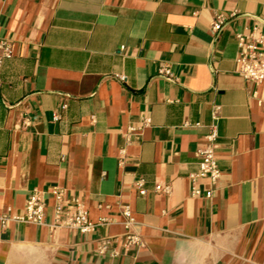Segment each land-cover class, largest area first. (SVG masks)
Instances as JSON below:
<instances>
[{
	"label": "crops",
	"instance_id": "1",
	"mask_svg": "<svg viewBox=\"0 0 264 264\" xmlns=\"http://www.w3.org/2000/svg\"><path fill=\"white\" fill-rule=\"evenodd\" d=\"M258 28L264 0H0V264H264V87L235 62ZM54 188L92 232L10 219L38 192L49 224Z\"/></svg>",
	"mask_w": 264,
	"mask_h": 264
},
{
	"label": "built area",
	"instance_id": "2",
	"mask_svg": "<svg viewBox=\"0 0 264 264\" xmlns=\"http://www.w3.org/2000/svg\"><path fill=\"white\" fill-rule=\"evenodd\" d=\"M222 18L217 16L211 23V29L218 32L221 29ZM236 42L238 53L235 59L237 73L246 81L252 82L256 86L264 87V31L260 28L254 30L248 36L237 34ZM12 55V47L10 42L5 39H0V72L3 61ZM160 75L171 77L170 72L166 68H160ZM121 81H124L123 76H117ZM57 119V117H54ZM217 131L215 125L210 127L209 133L205 137V143L197 151L198 172L192 174V180L196 178L208 179L211 184H214L220 176L217 162L214 156L215 139ZM136 189L139 195L145 196L147 191L143 188V182L139 180L136 183ZM166 186L156 185L154 192L166 191ZM194 195H199L198 190L193 191ZM53 196V205L51 208V222H45L46 204L43 201L41 194L33 192L29 195L25 202L24 211L21 215L10 218L11 220L36 226H48L52 230L59 228H69L79 231L81 234H87L94 230L95 224L88 219L87 212L78 204L67 205L63 201V192L54 188L51 191ZM206 197H210L211 192H207ZM127 223L131 221L129 212H124ZM9 217H2V222L8 220ZM104 222V221H103ZM102 222V223H103ZM127 246L135 245L137 240L134 236H127ZM108 242L105 241L102 249H106Z\"/></svg>",
	"mask_w": 264,
	"mask_h": 264
},
{
	"label": "trees",
	"instance_id": "3",
	"mask_svg": "<svg viewBox=\"0 0 264 264\" xmlns=\"http://www.w3.org/2000/svg\"><path fill=\"white\" fill-rule=\"evenodd\" d=\"M4 62V61H3ZM3 65V64H2Z\"/></svg>",
	"mask_w": 264,
	"mask_h": 264
}]
</instances>
